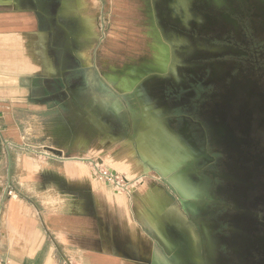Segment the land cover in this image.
Here are the masks:
<instances>
[{
    "label": "crops",
    "instance_id": "1",
    "mask_svg": "<svg viewBox=\"0 0 264 264\" xmlns=\"http://www.w3.org/2000/svg\"><path fill=\"white\" fill-rule=\"evenodd\" d=\"M125 1L143 13L144 0ZM133 24L143 36L145 25ZM82 25L95 28L80 0H58L51 11L0 0V264H168L179 249L167 231L187 237L192 195L180 171L187 149L164 123L165 77L143 71L120 88L99 59L148 65L136 58L142 37L136 44L110 29L103 46L83 45ZM96 82L112 97L103 100ZM92 158L134 180L130 191L94 177Z\"/></svg>",
    "mask_w": 264,
    "mask_h": 264
},
{
    "label": "flooded vegetation",
    "instance_id": "2",
    "mask_svg": "<svg viewBox=\"0 0 264 264\" xmlns=\"http://www.w3.org/2000/svg\"><path fill=\"white\" fill-rule=\"evenodd\" d=\"M57 1L33 0L44 11ZM169 1L156 22L186 43L153 74L165 77V125L187 149L200 264H264V0H189L187 21Z\"/></svg>",
    "mask_w": 264,
    "mask_h": 264
},
{
    "label": "rangeland",
    "instance_id": "3",
    "mask_svg": "<svg viewBox=\"0 0 264 264\" xmlns=\"http://www.w3.org/2000/svg\"><path fill=\"white\" fill-rule=\"evenodd\" d=\"M186 1V2H184ZM188 1L189 0H171V6L173 8V15L176 17V19L180 21H187L188 16L190 15V11L188 8ZM132 6L136 11L139 10L137 6L139 7L138 3ZM170 5L169 0H144L142 3L143 13H134V11H130L127 3L125 0H80V8L83 11H88V13H92L95 21V28L93 31L86 30L83 28L82 25V42L83 45L87 43L93 44V42L97 39L96 47L103 46L108 42L107 40V33L110 31V29H114V33L118 34L120 37L125 36L127 39H131L136 44L139 43L140 37H142V44L144 46L145 54L138 55L136 58L145 59L146 63L148 65L146 66H134L132 63L124 62L120 65H116L112 61H108L106 59H103L100 57L99 63L103 67V73L104 75L109 78L111 81H113L117 86L120 88H127L130 85V81L133 80L134 77L146 73H163L166 72L169 63L171 65L172 58H175L176 61L179 60V55L176 52V50H181L185 46V39L181 36H174L176 32L165 29L160 24L156 22L155 19V6L157 9L160 8V6H168ZM167 7V8H168ZM138 9V10H137ZM125 10V11H123ZM187 10V11H186ZM139 12V11H138ZM98 15V20H97ZM102 15V17H101ZM188 15V16H187ZM115 16L116 18H113L114 22H112V17ZM68 21L75 24V19L73 17H68ZM102 20L104 22V27L101 25ZM98 21V22H97ZM85 22V21H84ZM142 23L145 25V30L143 31V36H140V34L136 31L134 28L133 23ZM97 23H99V28L97 27ZM78 28V24H77ZM97 28V29H96ZM99 30V31H97ZM173 34L165 37V34ZM117 36V35H116ZM134 42H131L132 44ZM146 45V47H145ZM141 47V46H140ZM96 49V48H95ZM94 49V51H95ZM137 53V52H136ZM139 54V53H138ZM184 54V53H183ZM147 58V59H146ZM182 59V58H181ZM174 61V60H173ZM181 61V60H180ZM144 62V63H145ZM183 62V61H182ZM83 64H86V62H83ZM183 64V63H181ZM150 67V68H149ZM91 67L89 65L85 66L83 68L84 74L89 73V69ZM147 70V71H146ZM121 71V73H119ZM98 74V72H96ZM90 74H92L90 70ZM129 78V79H128ZM97 86L96 90L100 93L101 98L103 100H106L107 97L111 98L112 94L107 91L102 83H95ZM117 99H115L116 105H118ZM166 169V167H163V171ZM179 189V191L183 194H186V188H184L183 185L180 183L179 180L174 181ZM185 182V180H184ZM181 223V221H180ZM184 224L181 226L184 230H188V241L190 245L189 249V255L190 260L193 264H200L201 258L198 254V244L196 240V234L194 230L193 223L190 220H185L183 222ZM182 224V223H181ZM163 256V255H162ZM182 254L180 252H174L171 253L168 257V264H181L182 263ZM163 261H167V259L163 256Z\"/></svg>",
    "mask_w": 264,
    "mask_h": 264
},
{
    "label": "built area",
    "instance_id": "4",
    "mask_svg": "<svg viewBox=\"0 0 264 264\" xmlns=\"http://www.w3.org/2000/svg\"><path fill=\"white\" fill-rule=\"evenodd\" d=\"M90 172L94 177L107 182L117 192H129L134 180L127 179L117 170L106 165L99 158L89 160ZM8 194L12 195V191L8 190ZM69 262V260L67 259Z\"/></svg>",
    "mask_w": 264,
    "mask_h": 264
},
{
    "label": "water",
    "instance_id": "5",
    "mask_svg": "<svg viewBox=\"0 0 264 264\" xmlns=\"http://www.w3.org/2000/svg\"><path fill=\"white\" fill-rule=\"evenodd\" d=\"M158 83H160V86L157 87V92L160 94L163 92V83H164V79L160 78V80H158ZM164 114L166 115L167 118V111L164 112ZM165 123V122H164ZM167 237L168 240L170 241V243L173 246H177L179 249V252L182 254V263L181 264H191L190 262V255H189V243H188V239L187 237H185L184 233L177 227V229H173V230H169L167 231ZM151 264H154L153 262Z\"/></svg>",
    "mask_w": 264,
    "mask_h": 264
},
{
    "label": "bare ground",
    "instance_id": "6",
    "mask_svg": "<svg viewBox=\"0 0 264 264\" xmlns=\"http://www.w3.org/2000/svg\"><path fill=\"white\" fill-rule=\"evenodd\" d=\"M183 1V0H182ZM184 2H186V1H184ZM187 11V10H186ZM188 16V15H187Z\"/></svg>",
    "mask_w": 264,
    "mask_h": 264
}]
</instances>
